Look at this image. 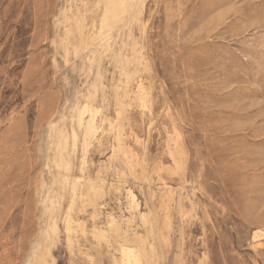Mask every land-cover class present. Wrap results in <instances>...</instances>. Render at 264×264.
Returning a JSON list of instances; mask_svg holds the SVG:
<instances>
[{
    "label": "rangeland",
    "instance_id": "1",
    "mask_svg": "<svg viewBox=\"0 0 264 264\" xmlns=\"http://www.w3.org/2000/svg\"><path fill=\"white\" fill-rule=\"evenodd\" d=\"M0 264H264V0H0Z\"/></svg>",
    "mask_w": 264,
    "mask_h": 264
},
{
    "label": "bare ground",
    "instance_id": "2",
    "mask_svg": "<svg viewBox=\"0 0 264 264\" xmlns=\"http://www.w3.org/2000/svg\"><path fill=\"white\" fill-rule=\"evenodd\" d=\"M128 196H129V194H128ZM133 204H134L133 208H134V209H138L139 205H138V203L136 202V200H135V196H134V195H133ZM108 226H109L110 231H112V233H113V235H114V238H118V237L120 236V234H121V228H120V226L117 225V224L114 222V220L108 221ZM258 237H259V236H258ZM258 237H257V239H258ZM260 237H262V236H260ZM260 237H259V238H260ZM256 241H257V240H256ZM124 244H125V242H124ZM124 244H123V245H124Z\"/></svg>",
    "mask_w": 264,
    "mask_h": 264
},
{
    "label": "crops",
    "instance_id": "3",
    "mask_svg": "<svg viewBox=\"0 0 264 264\" xmlns=\"http://www.w3.org/2000/svg\"><path fill=\"white\" fill-rule=\"evenodd\" d=\"M127 250H130V248H128V246H126V248H125V251H127Z\"/></svg>",
    "mask_w": 264,
    "mask_h": 264
}]
</instances>
